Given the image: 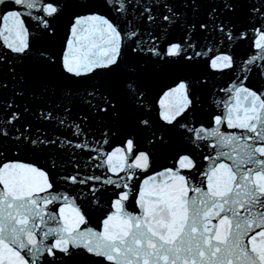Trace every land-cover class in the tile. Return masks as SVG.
<instances>
[{
	"label": "snow or ice",
	"instance_id": "obj_1",
	"mask_svg": "<svg viewBox=\"0 0 264 264\" xmlns=\"http://www.w3.org/2000/svg\"><path fill=\"white\" fill-rule=\"evenodd\" d=\"M0 264H264V0H0Z\"/></svg>",
	"mask_w": 264,
	"mask_h": 264
}]
</instances>
